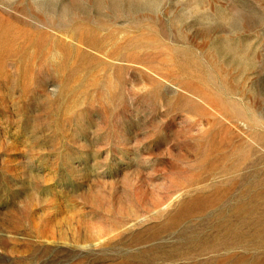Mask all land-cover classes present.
<instances>
[{
  "label": "rangeland",
  "instance_id": "374dc122",
  "mask_svg": "<svg viewBox=\"0 0 264 264\" xmlns=\"http://www.w3.org/2000/svg\"><path fill=\"white\" fill-rule=\"evenodd\" d=\"M0 264H264V0H0Z\"/></svg>",
  "mask_w": 264,
  "mask_h": 264
}]
</instances>
